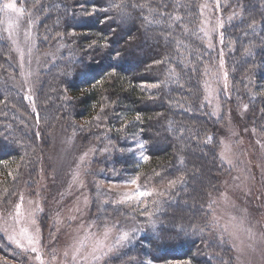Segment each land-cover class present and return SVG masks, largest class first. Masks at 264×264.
Masks as SVG:
<instances>
[{
    "label": "trees",
    "instance_id": "obj_1",
    "mask_svg": "<svg viewBox=\"0 0 264 264\" xmlns=\"http://www.w3.org/2000/svg\"><path fill=\"white\" fill-rule=\"evenodd\" d=\"M7 1L0 0V210L11 209L24 186L34 189L52 136L63 129L95 151L93 166L104 180L135 179L150 193L142 216L134 204L105 205L103 213L141 229L117 264H235L209 209L225 173V120L205 103L215 62L201 31L200 0H15L36 21L37 52L55 56L37 80L35 110L15 84L19 71L1 24ZM219 1L230 12L222 28L228 104H248V124L264 137V0ZM152 84L159 86L145 87ZM9 250L0 237V253Z\"/></svg>",
    "mask_w": 264,
    "mask_h": 264
},
{
    "label": "rangeland",
    "instance_id": "obj_2",
    "mask_svg": "<svg viewBox=\"0 0 264 264\" xmlns=\"http://www.w3.org/2000/svg\"><path fill=\"white\" fill-rule=\"evenodd\" d=\"M9 2L21 8L15 0L6 3ZM225 5L219 0L199 1L201 31L204 36L208 33L205 39L215 62L205 79V103L216 120H225L219 131V160L225 173L218 193L210 198L209 209L212 226L219 238L230 245L235 264H264V137L248 124V104L244 102L237 109L228 104L231 84L221 42L226 17L223 13L230 17V12L222 10ZM236 10L238 17L241 10L238 6ZM1 24L19 71L15 84L23 97H31L25 100L35 110L37 80L55 56L37 52L36 21L31 13L3 8ZM51 148L50 156L42 157L34 189L22 188L15 203L21 205L19 214L15 205L0 210V237L10 247L6 255L0 253V264H117L133 246L141 229L136 221L114 218L112 213L106 215L105 205L116 207L120 203L111 201H119L127 194L133 199L122 204H134L142 216L147 198L137 200L135 193L143 190L131 183L132 179L104 180L93 166L95 151L84 149L63 129L53 134ZM37 207L43 211H37ZM22 229L36 243L28 245L27 238L21 235ZM122 232H128L131 238L116 244ZM14 240H20L21 246ZM31 247L38 251L31 252ZM37 254L40 261L35 259ZM93 255L101 259L94 261Z\"/></svg>",
    "mask_w": 264,
    "mask_h": 264
},
{
    "label": "snow or ice",
    "instance_id": "obj_3",
    "mask_svg": "<svg viewBox=\"0 0 264 264\" xmlns=\"http://www.w3.org/2000/svg\"><path fill=\"white\" fill-rule=\"evenodd\" d=\"M116 7L119 9L121 6H120V5H117ZM141 7H142V6H141ZM3 8H4V9H11L13 12H16V13H23V11H24L23 8H17V6L15 5V3H12V2H9V3L4 4V5H3ZM177 19H179V18L177 17ZM207 34H208V33L205 32V36H207ZM221 42H223V41H221ZM104 47L107 48L108 45L105 44ZM221 55H222V54H221ZM119 58H120V52H119V51H115V52L112 53V59H113V60H118ZM156 63H162V62H161V61H157ZM221 66H223V60H221ZM108 75H109V76H114V75H115V68H114V67H113L112 70L108 73ZM224 76H225V81H226V80H227V73H225ZM97 83H103V81H102V80H98ZM158 86H159V85H157V84L145 85V87H151V88H156V87H158ZM224 86H225V89H227V83H226V82H225V85H224ZM24 98H25V99H31L30 96H25ZM244 107H245V109H246V108H247V105H245ZM101 108H102V110H103L104 106L102 105ZM136 119H137V120H140V116H139V114H137ZM211 140H212V138L209 137L207 142H211ZM138 147L143 148L144 145L141 144V145H139ZM141 155H142L143 160L147 161V160L149 159V156H148V155H144L143 153H142ZM221 156H222V158H223V153L221 154ZM229 163H230V161H229ZM181 179H182V178H181ZM179 182H181V181H180V180H177V181H172V182H170V187H171V186H175V184H176V183H179ZM131 183L136 184L137 181H136L135 179H133V180L131 181ZM148 195H150L149 192H145V191H139V190H137V192L135 193V199L139 200L140 198L145 197V196H148ZM21 199H23V197H21ZM131 199H133V197H132V196H129V195L126 194V195L123 197V199H121V200H119V201H111V202H112V203H120V204H122V203H125L126 201L131 200ZM15 208H16L17 214H19V211H20L21 205H20L19 203H17V204L15 205ZM36 210H37V211H43V209H41V208H39V207H37ZM33 223H34V221H33ZM134 234H135V229L132 230V235H134ZM21 235L27 238V244H28V245H33L34 243H36V241H35L31 236H28L26 230H23V229H22V230H21ZM105 236H107V231H106V233H105ZM130 238H131V237H130V235H129L128 232H122V233L120 234V236L118 237V239L116 240V244H121L122 242H124V241H126V240H128V239H130ZM10 239H13V238L10 237ZM14 242H15L18 246H21V242H20V240H14ZM108 250L111 251V250H112L111 247H109ZM37 251H38V250H37L36 247H31V252L36 253ZM92 258H93L94 261H95V260H99V259H101V257H100V256H97V255H93ZM35 259H36L37 261H40V260H41V256H40L39 254H37L36 257H35Z\"/></svg>",
    "mask_w": 264,
    "mask_h": 264
}]
</instances>
